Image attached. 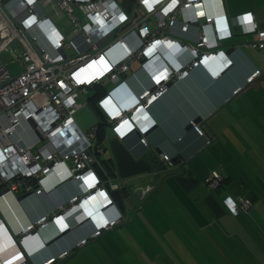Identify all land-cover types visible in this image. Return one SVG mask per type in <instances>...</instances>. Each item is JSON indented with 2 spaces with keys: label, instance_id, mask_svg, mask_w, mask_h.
I'll list each match as a JSON object with an SVG mask.
<instances>
[{
  "label": "crops",
  "instance_id": "0c3cea01",
  "mask_svg": "<svg viewBox=\"0 0 264 264\" xmlns=\"http://www.w3.org/2000/svg\"><path fill=\"white\" fill-rule=\"evenodd\" d=\"M201 2L200 16L226 15L233 18L252 13L255 22L264 30V0ZM134 5L133 0L121 3L127 14L132 13ZM44 10L48 14L55 12L51 4L45 5ZM60 13L63 12L56 14ZM74 14L84 20L81 11L75 10ZM205 18L192 23L187 34L178 26L174 37L185 43H193L199 28L206 24ZM180 20L179 23L185 21L184 14ZM67 21L70 24L68 18ZM146 23L151 32L156 31L153 19H148ZM214 26L227 30L228 19L219 18L213 25L207 26L212 38H215L212 34ZM71 27L70 33L69 29L59 28L71 36L75 32ZM233 34L232 37L218 38L220 48L231 53L229 59L232 64L226 71L214 79L200 67L191 70L188 77L169 82L172 83L170 88L167 87V91L149 108L157 122L147 135L150 145L146 147L141 144L137 135L130 136L124 142L137 159L147 160L154 172L165 165L160 154L171 157L173 166H166L164 173H168V176L163 179L160 190L142 208L136 209L130 205L122 211L115 206L106 211L109 220L119 215H123L124 219L98 237L93 235L95 230L89 221L78 223L84 215L80 208H75L72 210L75 216L67 214L65 217L71 229L57 234V228L47 226L40 231L42 241L27 242L26 252L19 242V234L42 216L54 214L52 207L55 198L33 194L23 198L25 194L22 192L6 194L0 199V258L4 264H44L52 258L57 259L52 264H136L134 260L126 261L118 257V245L124 246L122 234L131 232L142 237L139 233L142 229L153 231L165 241L179 237L175 257L170 254L164 256L167 262L181 264V256L185 252L197 251L196 255L201 257L202 262L211 264H264V49L251 48L255 38L247 36L244 28L234 30ZM44 41L43 44L50 49L51 44ZM71 53L73 51L68 52ZM131 69L133 75L124 85L121 83L123 86L118 92H112L117 85L105 82L99 83L102 89L107 90L104 95L97 96L95 100L85 96L89 104L87 108L102 126L96 142L105 149L99 164H94L93 168L104 186L112 181L113 189L120 181L110 145L115 134L110 126L102 123L100 102L111 92L112 99L122 109H129L137 103L138 96L150 88L151 82L138 61L132 62ZM258 70L261 76L248 83V78ZM237 89L241 91L233 95ZM199 118L204 135L189 127L192 121ZM87 128L82 127L85 131ZM107 128L112 129V134L107 132ZM208 140L211 143L208 144ZM215 171L224 178L220 190L208 186V180ZM65 178L64 171L57 170L49 176L44 187L51 191L56 186V193L64 202L75 194L74 185L62 183ZM141 179L133 178L130 181H133L132 184ZM229 197L237 202L239 199L250 200L252 207L233 214L225 203ZM201 214L202 222L198 223L197 216ZM184 215L191 216L189 223H184ZM215 227L220 230L221 239L207 233ZM184 230H187L185 237L182 235ZM56 237L55 243L51 244ZM65 253L68 255L62 258Z\"/></svg>",
  "mask_w": 264,
  "mask_h": 264
},
{
  "label": "built area",
  "instance_id": "2783aa9c",
  "mask_svg": "<svg viewBox=\"0 0 264 264\" xmlns=\"http://www.w3.org/2000/svg\"><path fill=\"white\" fill-rule=\"evenodd\" d=\"M41 1L0 0V199L19 192L55 198L52 207L55 213L42 216L19 234V242L24 247L30 240L39 241L35 231L49 225L57 228V234L63 232L69 225L65 218L69 210L86 200L90 204L88 215L97 224L95 237L124 219L119 215L109 220L102 212L108 202L96 191L101 178L93 165L99 164V158L105 152L96 142L100 123L85 131L76 119L77 112L89 106L85 96L93 85L125 83L133 75L132 62L141 63V69L150 77L151 86L138 96L137 103L123 110L110 92L100 102V108L104 116L102 123L110 126L115 136L123 139L137 133L141 144L147 147L150 145L147 135L157 123L149 108L167 91L169 82L188 77L191 70L200 67L213 76H220L232 64L219 49L220 36L231 37L233 29L241 27L245 33L255 35L252 48L264 49V30L255 22L252 13L233 18L226 15L205 18L198 14L201 0H133L135 5L131 14L121 7L125 0ZM47 4L67 16L75 28L73 35L68 36L60 30L44 10ZM75 10L81 11L87 21L76 16ZM182 14L185 21L179 23ZM201 18H205L206 24L199 28L193 43L174 37L178 26L187 34L190 25ZM219 18H227L229 27L221 30L214 26L212 34L215 38H212L206 28ZM148 19L154 20L155 32L148 28ZM44 40L51 44L50 49L43 44ZM16 43L17 60L24 71L13 77L1 55ZM66 48L73 53L68 54ZM166 61L185 66L171 69ZM93 72L101 77L88 80L87 75ZM260 76L258 70L247 82L252 83ZM240 91L235 90L233 95ZM191 125L198 134L204 135L200 124L192 121ZM160 158L172 165L168 154L162 153ZM57 170L64 171L66 178L62 183L75 186V194L66 202L56 193V186L51 191L44 188L49 176ZM222 182L223 178L217 172H213L208 180L214 189ZM225 202L237 213L238 206L232 199ZM249 205L250 201L245 200L244 208ZM85 219L81 220L82 224ZM55 259L44 264H52ZM0 264H4L1 258Z\"/></svg>",
  "mask_w": 264,
  "mask_h": 264
},
{
  "label": "rangeland",
  "instance_id": "374dc122",
  "mask_svg": "<svg viewBox=\"0 0 264 264\" xmlns=\"http://www.w3.org/2000/svg\"><path fill=\"white\" fill-rule=\"evenodd\" d=\"M53 8H54V11L57 13L58 9L55 7H53ZM55 12H51L50 15H51V17H53L54 21L58 24V26L61 29H64V28L66 30L69 29V31H68L69 33L72 32L71 31L72 27L69 24V22L67 21V17L64 16L63 13L56 14ZM84 21H87V19L84 18ZM0 27H2L1 22H0ZM238 28H240V27H238ZM238 28H236V29H238ZM236 29H233V31ZM246 35L247 36L252 35L255 38L254 34H246ZM253 42H255V39ZM69 51L70 50L66 48V52H69ZM17 53H18V44L16 43L14 46L10 47V49H8V51L6 53H3L1 55V59L3 60V62L6 65L9 73L13 77L20 75L24 71V67L21 65V62H19L17 60ZM121 83L117 84V87L114 86L115 88H114L113 92H115L116 90H117L116 92H118L120 90V88L124 85V84L122 85ZM109 88L112 89L113 87L110 86ZM87 97H89V96L87 95ZM123 110H128V108L123 109ZM76 115H77L76 119H77V122H79V125L82 127H85V128L88 127L87 129L92 128L97 123V120H98L96 118L95 114L90 110V108H87V107L80 109ZM107 129L109 130L107 132H110L109 134H112V129L111 128H107ZM215 172L219 173L218 171H215ZM197 206L201 207L200 204H198ZM71 214L73 216H75L74 212H71ZM195 216H196V213H195ZM183 217L186 220V222H184V223L190 222L191 216L184 215ZM197 217H198L197 222L201 223L202 222V220H201L202 214L198 215ZM83 218H84V216H83ZM186 232H187V230L182 231L183 237H185ZM139 233L142 237H140L138 235H133L131 232H127L126 234L125 233L122 234V236L124 235V237H123L124 238V241H123L124 246H122L121 244L118 245V257H121L123 260H126V261L129 259L134 260L136 264H176L175 261L167 262L164 256L166 254H170L173 256V258L175 257V249H176L175 247L177 246L176 243L178 242L177 239L179 237L170 238L171 241H165L163 238L156 236L153 233V231H150V230L142 229V230H139ZM151 233H153V234H151ZM196 233H198V232H196ZM207 233L213 235L216 239H221L220 234H219L220 230H218L217 227L208 230ZM38 239H39V241H42L40 238H38ZM169 243L173 244V245L168 246ZM183 246H185L184 243H183ZM166 251L168 253H165ZM196 252L197 251H194V253H191L189 251H188V253L185 252L184 256H181V258L183 259V263H181V264H211L208 262H202L203 260L201 259V257H198V255H196ZM53 261L54 260H52V262ZM122 263L125 264L124 262H122ZM177 264H178V262H177Z\"/></svg>",
  "mask_w": 264,
  "mask_h": 264
},
{
  "label": "water",
  "instance_id": "95a60500",
  "mask_svg": "<svg viewBox=\"0 0 264 264\" xmlns=\"http://www.w3.org/2000/svg\"><path fill=\"white\" fill-rule=\"evenodd\" d=\"M225 54L229 58V55L231 53L229 51H225ZM217 78L218 77L214 79ZM171 85L172 83H169L167 87L170 88ZM201 121V118H199L194 122L196 124H199ZM189 127L193 128L191 124L189 125ZM135 134L139 136V134L137 133H132L131 135L123 139L115 136L110 140V145L114 157L113 160L117 165L120 181L116 185L115 189L112 188V181H109V183H107L105 186L114 200L113 205L119 207L122 211H125L126 208H129L130 205H132V207L136 209L142 208L149 201V199H151L152 196L160 190L163 179L168 176V173H164L166 169L165 165L160 168L159 171L157 170V172H154L152 166H150L147 160L137 159L126 147L124 142L130 136H133ZM155 174L157 175L155 176ZM133 178L143 179H141L139 182L131 184V182L133 181L130 180ZM6 193H8V191H6ZM30 195L31 193L25 194L23 198H26ZM105 211L106 209L103 210V212ZM36 232L42 239L40 231H35V233ZM58 237L54 238L50 243H55ZM50 243L46 244L45 247H48Z\"/></svg>",
  "mask_w": 264,
  "mask_h": 264
},
{
  "label": "clouds",
  "instance_id": "9594fccd",
  "mask_svg": "<svg viewBox=\"0 0 264 264\" xmlns=\"http://www.w3.org/2000/svg\"><path fill=\"white\" fill-rule=\"evenodd\" d=\"M219 49H221V48H219ZM222 50V49H221ZM224 51V50H223ZM226 55V54H225ZM167 62V61H166ZM167 64L169 65V67L171 68V69H175V68H179V69H183L184 68V66L185 65H182L181 63H178V64H176L175 62H172V64H169L168 62H167ZM205 69V68H204ZM206 70V69H205ZM207 71V70H206ZM208 72V71H207ZM208 74L212 77V78H216V77H219V76H213V75H211L209 72H208ZM123 84V83H122ZM96 191H97V194L98 195H102L101 197H103V198H106L105 200L108 202L107 203V205L103 208V210L104 209H106V211H108L110 208H112V207H115L114 205H113V203H114V200H113V198L111 197V195H110V192L107 190V188L104 190V189H102V187H101V180L99 179V182H98V187L96 188ZM88 205H90L89 204V201L88 200H86V203H84V204H78L77 205V208H80L81 209V211H82V213H83V215H84V217L86 218L84 221H83V223L84 222H86V221H89L91 224H92V226L94 227V229H96L97 228V224H96V222L93 220V218H91L90 217V215H88L89 214V207H88ZM73 209H75V208H73ZM72 209V210H73ZM72 210H69V212H68V214L69 213H71V212H73ZM103 210H102V212H103ZM106 211L105 212H103V213H106ZM69 224V223H68ZM67 224V225H68ZM81 224H82V222H81ZM69 229H71V225L69 224L68 225V227L63 231V232H61V233H64L65 231H67V230H69ZM37 231H41V230H37ZM61 233H59V234H61ZM40 238V237H39ZM22 245V244H21ZM22 248L24 249L23 251H25L26 252V249H25V247L22 245ZM26 255V254H25ZM27 264V263H26Z\"/></svg>",
  "mask_w": 264,
  "mask_h": 264
},
{
  "label": "trees",
  "instance_id": "16d2710c",
  "mask_svg": "<svg viewBox=\"0 0 264 264\" xmlns=\"http://www.w3.org/2000/svg\"><path fill=\"white\" fill-rule=\"evenodd\" d=\"M121 83V82H120ZM93 88H94V90H93ZM107 92V90H105L104 88L102 89V87H100V84L99 83H97V84H95V85H93L92 86V88L90 89V91H89V93L87 94L89 97V99H94V98H96L97 96H102V95H104L105 93ZM86 95V96H87ZM95 100V99H94ZM103 121H104V116L102 115V118H101ZM102 121V122H103ZM105 125V124H104ZM106 126V125H105ZM101 127L102 126H100L99 127V132H100V129H101ZM98 135H99V133H98ZM105 153V152H104ZM165 165L167 166V165H170V164H168V163H165ZM170 166H173V164L172 165H170ZM213 173V172H212ZM221 175V174H220ZM222 176V175H221ZM222 178H223V176H222ZM223 183H224V178H223V182L221 183V185L219 186V187H217V188H211L210 186H209V184H208V186L211 188V189H213V190H220L221 189V187H222V185H223ZM230 199H232L236 204H237V206H238V210H237V213L239 212V210H243V211H248L251 207H252V203L250 202V205H249V207L248 208H244V206H243V203H244V201L245 200H247V199H239L238 200V202L236 201V200H234L232 197H229ZM228 199V198H227ZM226 199V200H227ZM225 200V201H226ZM248 201H250V200H248ZM226 203V202H225ZM227 205V204H226ZM228 206V205H227ZM228 208H229V206H228ZM230 209V208H229ZM230 211L232 212V210L230 209ZM233 214H237V213H234V212H232ZM54 261H57L56 259L54 260Z\"/></svg>",
  "mask_w": 264,
  "mask_h": 264
},
{
  "label": "bare ground",
  "instance_id": "6f19581e",
  "mask_svg": "<svg viewBox=\"0 0 264 264\" xmlns=\"http://www.w3.org/2000/svg\"><path fill=\"white\" fill-rule=\"evenodd\" d=\"M202 6H203V3H202ZM94 76L95 77H101V76H99V74L93 72V73H89V75H87V79L92 80V79H94Z\"/></svg>",
  "mask_w": 264,
  "mask_h": 264
},
{
  "label": "flooded vegetation",
  "instance_id": "af4514ba",
  "mask_svg": "<svg viewBox=\"0 0 264 264\" xmlns=\"http://www.w3.org/2000/svg\"><path fill=\"white\" fill-rule=\"evenodd\" d=\"M165 167H166V165H165ZM165 170H167V169H165ZM165 172V171H164ZM101 187H102V189H106V186H104V184H103V182L101 181Z\"/></svg>",
  "mask_w": 264,
  "mask_h": 264
},
{
  "label": "snow or ice",
  "instance_id": "6c2138e0",
  "mask_svg": "<svg viewBox=\"0 0 264 264\" xmlns=\"http://www.w3.org/2000/svg\"><path fill=\"white\" fill-rule=\"evenodd\" d=\"M146 2H147V0H146ZM247 19H249V20H250V19H251V17H248Z\"/></svg>",
  "mask_w": 264,
  "mask_h": 264
}]
</instances>
